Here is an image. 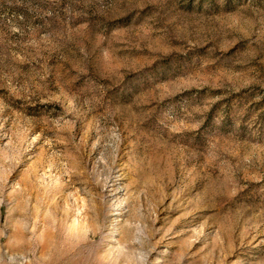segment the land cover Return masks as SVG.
I'll list each match as a JSON object with an SVG mask.
<instances>
[{
    "label": "rangeland",
    "instance_id": "1",
    "mask_svg": "<svg viewBox=\"0 0 264 264\" xmlns=\"http://www.w3.org/2000/svg\"><path fill=\"white\" fill-rule=\"evenodd\" d=\"M0 264H264V0H0Z\"/></svg>",
    "mask_w": 264,
    "mask_h": 264
}]
</instances>
